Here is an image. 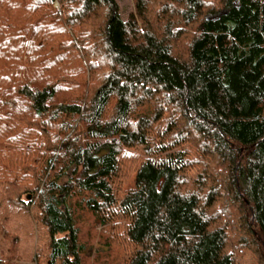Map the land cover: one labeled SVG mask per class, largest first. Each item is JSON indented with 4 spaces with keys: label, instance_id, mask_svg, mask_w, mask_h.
<instances>
[{
    "label": "trees",
    "instance_id": "16d2710c",
    "mask_svg": "<svg viewBox=\"0 0 264 264\" xmlns=\"http://www.w3.org/2000/svg\"><path fill=\"white\" fill-rule=\"evenodd\" d=\"M135 11L0 0L5 202L37 209L48 264H87L83 210L118 229L119 264H264V0Z\"/></svg>",
    "mask_w": 264,
    "mask_h": 264
},
{
    "label": "rangeland",
    "instance_id": "374dc122",
    "mask_svg": "<svg viewBox=\"0 0 264 264\" xmlns=\"http://www.w3.org/2000/svg\"><path fill=\"white\" fill-rule=\"evenodd\" d=\"M117 2L123 19L129 13L136 12L135 0H117ZM156 7H153L152 12H155ZM187 45L188 36H185L178 43V52L185 55ZM130 163L133 164V162ZM124 172L125 179L122 177L120 180L123 187L129 184L132 177L131 166L126 165ZM36 211L34 206L25 210L7 204L4 200L3 186L0 185V259L9 264H48V234L46 228L35 220L33 215ZM78 218L80 239L87 248L85 262L87 264H119L127 248L122 239L113 234L117 235L118 229L112 224L103 225L85 210L79 213ZM3 231L8 232L12 240L5 238ZM237 263L254 264L256 262L251 255L246 254L241 259H237Z\"/></svg>",
    "mask_w": 264,
    "mask_h": 264
}]
</instances>
